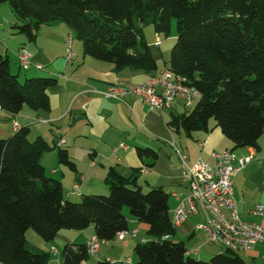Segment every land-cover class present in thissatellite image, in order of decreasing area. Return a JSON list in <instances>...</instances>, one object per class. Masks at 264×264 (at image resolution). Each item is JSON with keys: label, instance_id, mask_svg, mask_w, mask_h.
<instances>
[{"label": "trees", "instance_id": "obj_1", "mask_svg": "<svg viewBox=\"0 0 264 264\" xmlns=\"http://www.w3.org/2000/svg\"><path fill=\"white\" fill-rule=\"evenodd\" d=\"M3 3L16 18L10 26L14 34L32 41L41 24L64 22L81 41L84 55L110 62L116 70L129 66L155 71L144 27L151 24L156 34L167 36L174 19L176 38L167 68L184 76L201 97L192 108L173 114L169 123L186 132L208 131L213 119L234 148L258 146L264 133V0H0ZM36 68L42 72L20 79L10 70L8 55L0 52L1 109L13 114L23 106L49 108L47 90L57 77L41 65ZM14 129L0 138V264H46L48 252L30 248L28 230L52 241L61 229L93 225L96 236L113 240L127 230L124 207L147 225L148 238L133 248L135 264H246L226 247L207 261L188 255L183 241L171 239L175 226L169 193L161 186L142 190L134 176L110 169L107 193L79 192V200L65 198L62 184L46 173L40 160L53 146L40 137L29 140L26 125ZM60 147L58 161L72 166ZM136 149L140 156H156L151 148ZM86 249V243H65L61 264L86 260Z\"/></svg>", "mask_w": 264, "mask_h": 264}, {"label": "crops", "instance_id": "obj_2", "mask_svg": "<svg viewBox=\"0 0 264 264\" xmlns=\"http://www.w3.org/2000/svg\"><path fill=\"white\" fill-rule=\"evenodd\" d=\"M15 22L11 8L5 7V3L0 4V52L8 55L10 70L20 79L42 72L35 66L28 69L19 67L16 53L24 44L33 63L53 73L57 83L47 90V110L23 106L18 113L12 114L0 108V138L10 136L15 131L16 123L19 127H29V140L40 137L53 146L42 154L40 160L46 173L62 184L65 198L79 200L82 194L107 193L106 178L109 170L113 169L123 177H136L142 190L163 187L169 193V214L172 219L179 199L189 191L177 151L187 155L188 163L203 159L214 166L217 161L214 154L231 150L238 157L251 156L233 182L238 215L244 221L258 222L264 226V217L251 212L254 206L264 205V133L257 147L234 148L233 141L218 126H214V120L209 121L211 128L208 131L186 132L182 128H174L169 123L171 116L187 110L181 100H173L168 108L156 110L149 109L138 96L131 94L121 100L104 96L108 88L119 81L138 84L148 74H159L169 66V46L164 45L158 34L154 32L151 40L145 33L156 60L155 71L145 72L129 66L116 70L110 62L84 55L81 41L74 36L73 57L67 61L65 38L72 30L64 22L41 24L32 41H28L24 34H14L11 28L5 27V24L11 26ZM156 38L160 40L158 45L155 44ZM11 40L15 41V45ZM59 140H64V146L60 148L66 150L72 166L58 161ZM137 146L153 149L156 156H140ZM79 176H83L79 182L80 195L74 193L73 189ZM126 214L128 224L123 237L100 244L97 257L89 255L79 264L125 259L135 264L133 248L136 242L148 238L147 225ZM207 217L208 214L199 208L197 214L174 224L175 233L171 239L183 241L188 255L193 258L207 259L224 250L223 246L209 242L207 234L196 227ZM133 230L137 231L132 233ZM94 235V227L90 225L83 230L61 229L52 241H44L32 230H28L25 237L31 249L48 252L46 264H61V249L65 243H86ZM237 252L246 264H263L264 246L261 243Z\"/></svg>", "mask_w": 264, "mask_h": 264}, {"label": "built area", "instance_id": "obj_3", "mask_svg": "<svg viewBox=\"0 0 264 264\" xmlns=\"http://www.w3.org/2000/svg\"><path fill=\"white\" fill-rule=\"evenodd\" d=\"M72 39L71 33L65 38L64 54L67 61L73 57ZM158 43L160 40L156 38L155 44ZM16 56L22 69H27L33 64L32 57L24 46L19 49ZM36 67H40V64H36ZM129 94L138 96L149 109L156 110L168 108L173 100H181L184 107L190 109L201 97L200 91L189 85L184 76L169 68L163 69L159 74H148L145 80L138 84L119 81L109 87L104 96L121 100ZM14 127H17L16 123ZM57 145L64 146V140H59ZM177 154L189 191L179 199L173 210V224L185 221L191 215L197 214L201 208L208 217L196 227L207 234L209 242L235 251L251 249L258 243L264 246V226L258 222L244 221L239 217L233 192L234 178L251 160V156L238 157L233 151L224 150L214 154L217 161L211 166L203 159L188 163V157L184 152L178 150ZM82 179L83 176H79L73 185L76 194L80 192L79 182ZM251 212L264 217V205L254 206ZM135 231L137 230H133L132 233ZM125 232H118L115 238H122ZM108 242L94 235L86 241V250L90 256L97 257L99 245ZM123 263L132 264V261L125 259Z\"/></svg>", "mask_w": 264, "mask_h": 264}, {"label": "rangeland", "instance_id": "obj_4", "mask_svg": "<svg viewBox=\"0 0 264 264\" xmlns=\"http://www.w3.org/2000/svg\"><path fill=\"white\" fill-rule=\"evenodd\" d=\"M5 7L9 8L8 3H5ZM56 21H58V20H56ZM11 24H13V23H11ZM5 27L10 29V25L9 24H5ZM0 29H1V26H0ZM144 31H145L146 35L148 36V38L152 40L153 35H154L153 26L151 24L146 25L144 27ZM3 35H4V33H3ZM158 35L160 36V38H162V42H164V45L169 46V51H168V54H169V52L171 50V47L173 46V44L175 42V38H176V24H175V20L172 19L171 31H170V33L167 36H165L164 34H161V33H158ZM74 38H75V36H74ZM11 42L13 43V45H15V41L11 40ZM22 46H24V44H22ZM165 49H166V46L163 47L164 51H165ZM9 55H10V58L13 59L12 55L11 54H9ZM11 62H12V60H11ZM12 66H13V63H12ZM210 120L212 121L213 119H210ZM144 192H146V191H144ZM124 208H125L126 212L128 213L129 209L127 207H124ZM222 249H224V247ZM210 258L211 257H207V259H200V260L207 261Z\"/></svg>", "mask_w": 264, "mask_h": 264}]
</instances>
